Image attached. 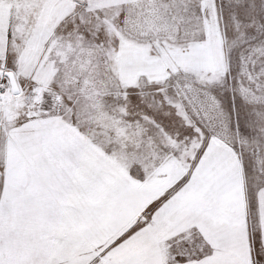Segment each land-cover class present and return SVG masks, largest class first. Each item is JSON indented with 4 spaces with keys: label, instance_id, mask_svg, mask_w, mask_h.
<instances>
[{
    "label": "snow or ice",
    "instance_id": "snow-or-ice-1",
    "mask_svg": "<svg viewBox=\"0 0 264 264\" xmlns=\"http://www.w3.org/2000/svg\"><path fill=\"white\" fill-rule=\"evenodd\" d=\"M0 264H264V0H0Z\"/></svg>",
    "mask_w": 264,
    "mask_h": 264
}]
</instances>
